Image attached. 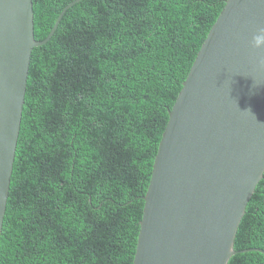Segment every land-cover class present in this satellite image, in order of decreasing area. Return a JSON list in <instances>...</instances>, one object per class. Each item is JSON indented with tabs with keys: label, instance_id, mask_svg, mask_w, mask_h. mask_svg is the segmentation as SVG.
I'll return each instance as SVG.
<instances>
[{
	"label": "trees",
	"instance_id": "16d2710c",
	"mask_svg": "<svg viewBox=\"0 0 264 264\" xmlns=\"http://www.w3.org/2000/svg\"><path fill=\"white\" fill-rule=\"evenodd\" d=\"M71 1L33 0L38 41ZM225 1L81 0L34 48L0 264H133L169 110ZM234 248L228 264H264V175Z\"/></svg>",
	"mask_w": 264,
	"mask_h": 264
},
{
	"label": "water",
	"instance_id": "95a60500",
	"mask_svg": "<svg viewBox=\"0 0 264 264\" xmlns=\"http://www.w3.org/2000/svg\"><path fill=\"white\" fill-rule=\"evenodd\" d=\"M79 1L38 41L33 0H0V239L32 53ZM261 30L264 0L225 1L169 110L133 264H228L238 252V227L264 175V45L253 46Z\"/></svg>",
	"mask_w": 264,
	"mask_h": 264
},
{
	"label": "clouds",
	"instance_id": "9594fccd",
	"mask_svg": "<svg viewBox=\"0 0 264 264\" xmlns=\"http://www.w3.org/2000/svg\"><path fill=\"white\" fill-rule=\"evenodd\" d=\"M261 31L264 32V30H261ZM262 45H264V35L256 36L253 46L255 48H260ZM255 85H259L258 82L255 81Z\"/></svg>",
	"mask_w": 264,
	"mask_h": 264
}]
</instances>
